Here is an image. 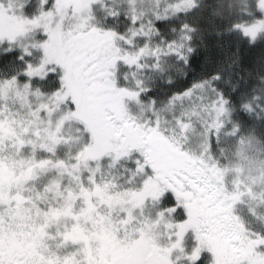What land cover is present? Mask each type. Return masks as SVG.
<instances>
[{"label": "snow or ice", "instance_id": "obj_1", "mask_svg": "<svg viewBox=\"0 0 264 264\" xmlns=\"http://www.w3.org/2000/svg\"><path fill=\"white\" fill-rule=\"evenodd\" d=\"M0 264H264V0H0Z\"/></svg>", "mask_w": 264, "mask_h": 264}, {"label": "rangeland", "instance_id": "obj_2", "mask_svg": "<svg viewBox=\"0 0 264 264\" xmlns=\"http://www.w3.org/2000/svg\"><path fill=\"white\" fill-rule=\"evenodd\" d=\"M227 3H228V2H227ZM227 3H226V4H227ZM210 16H211V19H212V20H215V21L218 20V19L212 17V15H210ZM216 28H220V29L222 30L223 25L217 26ZM212 31H214V28L212 29ZM230 39H231V37H228V36H222V38L219 39V38L216 37L215 35H212V40H214V44H215L216 42H219L220 44H225V42L228 41V40H230ZM225 54L230 55V54H231V50H230V49H225ZM169 61H170V60H169ZM170 62H171V61H170ZM144 72H145L144 76H150V75H152V73H151L148 69H145ZM237 72H239V75H240V76H244V75H245L244 72L241 73V70H240V69H233V70H232V76H233L234 78H236V81L239 79V76L236 75ZM170 73H171V72H170ZM226 75H227V73H226ZM160 85H161V83H160ZM161 86H162V85H161ZM160 95L162 96L163 93H160ZM238 212H239V214H240L242 217L247 218V205H242V206H240V207L238 208ZM253 227L255 228V227H257V225H253Z\"/></svg>", "mask_w": 264, "mask_h": 264}, {"label": "flooded vegetation", "instance_id": "obj_3", "mask_svg": "<svg viewBox=\"0 0 264 264\" xmlns=\"http://www.w3.org/2000/svg\"><path fill=\"white\" fill-rule=\"evenodd\" d=\"M206 2H211V0H206ZM221 2H223V3H227L228 2V0H221ZM211 8H209L208 9V21H209V23H207L206 25H205V27L207 28V30L209 31V27H210V24H211ZM213 21V20H212ZM218 23H216V25H218V26H220V25H222V23L219 21V20H216ZM213 24V23H212ZM219 39H221L222 38V36H220V37H218ZM210 40H211V37L210 36H208L207 34L205 35V44H207V45H209V42H210ZM197 43H199V41H197ZM198 51H201L200 49H198ZM201 54H202V51H201ZM171 61V60H170ZM170 61H168V63H172V61L170 62ZM196 63H197V59H196V57L194 56L193 57V60H192V64L193 65H196ZM145 71V70H144ZM143 71V73L141 74L142 76H144V74H145V72ZM168 74H174V73H168ZM144 77H147V76H144ZM161 88V85H160V79L158 78L157 79V81H156V85H155V91H157V92H159V89Z\"/></svg>", "mask_w": 264, "mask_h": 264}, {"label": "trees", "instance_id": "obj_4", "mask_svg": "<svg viewBox=\"0 0 264 264\" xmlns=\"http://www.w3.org/2000/svg\"><path fill=\"white\" fill-rule=\"evenodd\" d=\"M216 23H218V22L215 21V27L218 26V25H216ZM213 28H214V26H213V24H212V19H211V24H210V27H209V31H212ZM210 37H211V40H210V42H209V46H211V45L214 44V40H212V36H210ZM241 73H243L242 70H241ZM232 80H233V83L236 82V78H234L233 76H232ZM240 83H241V85H243V81H242V80H240ZM161 87H162V86H161Z\"/></svg>", "mask_w": 264, "mask_h": 264}]
</instances>
